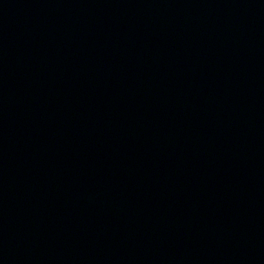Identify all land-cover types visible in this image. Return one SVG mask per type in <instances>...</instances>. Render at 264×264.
<instances>
[{
  "label": "water",
  "instance_id": "obj_1",
  "mask_svg": "<svg viewBox=\"0 0 264 264\" xmlns=\"http://www.w3.org/2000/svg\"><path fill=\"white\" fill-rule=\"evenodd\" d=\"M0 264H264V0H0Z\"/></svg>",
  "mask_w": 264,
  "mask_h": 264
}]
</instances>
